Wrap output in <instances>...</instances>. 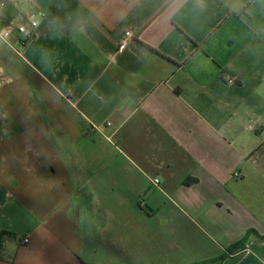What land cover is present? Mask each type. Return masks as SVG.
Wrapping results in <instances>:
<instances>
[{"label": "crops", "instance_id": "0c3cea01", "mask_svg": "<svg viewBox=\"0 0 264 264\" xmlns=\"http://www.w3.org/2000/svg\"><path fill=\"white\" fill-rule=\"evenodd\" d=\"M0 1V264H264V0Z\"/></svg>", "mask_w": 264, "mask_h": 264}, {"label": "built area", "instance_id": "2783aa9c", "mask_svg": "<svg viewBox=\"0 0 264 264\" xmlns=\"http://www.w3.org/2000/svg\"><path fill=\"white\" fill-rule=\"evenodd\" d=\"M5 8V3L0 1V42L8 46L19 56H22L23 49L25 48L28 41L33 37L36 28L39 25V19L44 17L42 12H27L25 14L26 24H16L13 21H7L4 18L3 9ZM16 34L15 41H12L13 36ZM132 32L128 30L119 46V50H123L131 38ZM111 125V123H108ZM153 183L155 186H159L160 181L154 179ZM24 243H28V239L23 240Z\"/></svg>", "mask_w": 264, "mask_h": 264}, {"label": "rangeland", "instance_id": "374dc122", "mask_svg": "<svg viewBox=\"0 0 264 264\" xmlns=\"http://www.w3.org/2000/svg\"><path fill=\"white\" fill-rule=\"evenodd\" d=\"M7 48V47H6ZM2 49L1 45H0V67L3 66V63H6L9 67L10 65V54L13 53L11 52V50L9 48L7 49ZM3 56V57H2ZM1 58H5V61H1ZM0 74H1V70H0ZM9 80L7 78V75H0V91H5L9 89ZM5 109V108H4Z\"/></svg>", "mask_w": 264, "mask_h": 264}, {"label": "trees", "instance_id": "16d2710c", "mask_svg": "<svg viewBox=\"0 0 264 264\" xmlns=\"http://www.w3.org/2000/svg\"><path fill=\"white\" fill-rule=\"evenodd\" d=\"M4 235H6V234L5 233H2L0 235V245H1V240H2V238H3ZM245 242H246L245 239H243L241 242H239V243L235 244L234 246H232L230 248V253H233V252H235L237 250L243 249L244 248V245H245Z\"/></svg>", "mask_w": 264, "mask_h": 264}]
</instances>
